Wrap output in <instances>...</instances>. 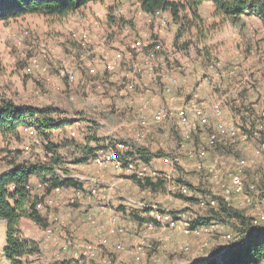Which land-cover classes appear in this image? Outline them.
<instances>
[{"label":"rangeland","instance_id":"1","mask_svg":"<svg viewBox=\"0 0 264 264\" xmlns=\"http://www.w3.org/2000/svg\"><path fill=\"white\" fill-rule=\"evenodd\" d=\"M140 2L141 0H103L91 9L83 7L78 12L91 14L93 10L95 12L107 10L111 24L117 27V30L125 29L124 33L131 35L133 29L144 30L143 27L147 26L144 24L140 27L138 23L133 25L130 21V18H139L138 3ZM162 14L163 11L160 16ZM123 15L128 19L121 17ZM244 18L239 25L227 22L211 28L206 39L214 40L216 31L226 25L238 26V49L243 46V52L247 50L251 52L249 61L251 68L255 69L249 74V79H252L256 74H261L259 70L264 66L257 67L264 63V21L254 19L244 21ZM118 21L121 22L120 25L116 24ZM10 24L7 22L0 28V47L9 48L8 54L0 52V92L21 103L33 104L39 108L53 107L58 111L51 113L50 118L56 123L63 122L64 125L54 131V140L65 145L64 161L70 174H65L61 169L56 171L60 176L72 179L74 182L59 187L61 190L58 192L55 191L56 187L53 194L46 196L44 189L42 190L46 202L41 210L44 209L42 214L46 218V223L36 224L27 218L21 221L20 232L23 238H27L26 240L38 243L40 251L34 256L40 257L38 255L42 254V264L73 262L75 264H203L213 255L221 256L230 245L246 235V232H239L231 223L213 219L207 226H203L200 233L193 231L195 229L191 226L192 221L198 217H208L210 207L217 205L213 196L223 197L230 206L243 210L244 215L253 220L254 229L264 228V143L263 140L258 139L256 133H251L249 139L231 133L230 136L235 140L225 144L226 138L223 134L214 131L210 125H202L192 130V125L195 123L197 126V122L188 119L187 116V120L192 123L182 122L183 125L180 127L179 119L174 120L175 117H169V114L171 115L175 110L168 103L165 106H158L157 109L153 108L149 116L138 114L140 130L132 139H126L127 133H121L120 130L123 128L117 126L123 118H127L126 113L128 115L131 112L125 110L131 107L128 108L126 104L129 102L124 101L127 99L125 96L131 95L126 92L121 96H108L106 89L103 92L94 90V85L97 86L95 83L89 87L80 84L75 87L76 74L60 59L62 56L57 48L60 45L58 31L53 29L41 35L36 29L23 28L22 23H14L12 28L9 27ZM164 26V22H161L159 28L165 30ZM193 32L195 31H191L190 34L186 31L182 42L193 36ZM84 34L86 38L83 37ZM81 37L83 43L88 39L86 33ZM243 44H246L247 48ZM207 50L206 48L205 52ZM241 56L238 55V63H247V57ZM116 57L121 58L122 53H118ZM152 57L151 54H147L142 65L148 75H153ZM41 60H45L42 62L43 65H49L43 74L37 71ZM210 60V65L215 69L218 64L216 57L213 56ZM28 64L31 74L25 71ZM114 65L113 62L108 63L107 69L112 70ZM94 71L95 69L91 70L89 74ZM83 75L88 82L98 79L86 75L85 72ZM99 82H101L99 88L102 89L108 81ZM127 87L130 92L135 91L134 84L129 83ZM169 89L171 86L166 87V92L170 94ZM26 92L32 95L26 96ZM115 97H120L122 107L118 105V108H115L117 106L113 100ZM113 110H115V121L111 122L112 127L109 131V127L102 122H107L105 112ZM159 111L169 114L162 115L163 118L159 121L155 117ZM216 112L219 114L221 110L216 108ZM63 113L65 116L62 115ZM183 115L185 116V113ZM82 121L90 123L92 128H95L97 137L103 141L106 139L110 145H114L113 150L109 152L115 153L121 165L117 166L113 161L102 166L96 162L95 159L103 157L107 152L106 146L89 158L100 170L113 169L121 174L120 177L124 179L119 182L121 190L133 199L130 202L135 205L132 211L124 212L119 216V220L114 212L106 228L99 226L97 229L94 222L97 214H103L109 209L115 210L111 206L113 198H109L108 195L110 186L108 188L107 184L102 183L92 188L90 181L94 175L88 174L86 169L80 163L76 164L75 158L72 157L78 144L83 141H85L83 144H86L85 137L88 133L82 129L80 123ZM173 121H176V127L179 126L177 130L171 127L174 125ZM76 122L79 123L73 124ZM258 125L260 123L257 127ZM148 127L149 131L146 129ZM153 130L160 135L168 133L166 137L155 138ZM212 134L217 139L214 146L209 145ZM38 136L41 137L39 133ZM35 138L39 141L38 137ZM4 140L6 139L0 137V170L9 166V159H23L20 155L21 151L19 153L20 140L16 138L10 141ZM149 143L153 144L148 146ZM137 148L148 149L152 153H162L150 158V162H146L134 152ZM200 149L205 151V156L202 158L198 155ZM42 151V147L37 145L34 148V155ZM75 157L80 158L77 155ZM239 168H242L244 182L242 193L234 191L231 181V175ZM141 172L145 173L139 177L137 174ZM147 179L157 185L156 190H152L146 184H140V182L145 183ZM115 187L117 185H114L112 191L116 192ZM111 195L114 196L113 193ZM94 205L100 207L98 211H90L95 208ZM238 224L240 225L238 227H242L240 221ZM6 227V222L0 221V264H9L4 254L7 245ZM68 255L72 256V260H62ZM23 258L26 264L34 262L27 256Z\"/></svg>","mask_w":264,"mask_h":264},{"label":"crops","instance_id":"2","mask_svg":"<svg viewBox=\"0 0 264 264\" xmlns=\"http://www.w3.org/2000/svg\"><path fill=\"white\" fill-rule=\"evenodd\" d=\"M142 1L143 0L138 3L139 18H130V21L133 22V25L138 23L140 27H143L142 25L144 24L147 26L143 27L144 30H139L137 28L133 29V34L131 35L124 33L125 29L117 30V27L111 24L107 10L99 12L93 10L91 14L88 12L85 14L82 12V14H80L77 11L67 19L62 20L65 21L63 23L50 22L53 19H48L39 14L24 15L8 23H11L9 26L10 28H12V24L14 23H22L23 28L30 27L36 29L41 35L53 29L58 31L60 45L57 46V48L58 52L61 51L62 57L60 59H62V62L68 64L76 74L75 87L79 84L89 87L95 83L97 86L94 85V90L103 92V90L106 89L108 96H121L126 92L131 95L129 97L125 96L127 99L124 100L125 102H129L126 106L128 108L131 107L125 110L131 112L128 111L129 114L127 115L126 113L127 118H123L121 120L122 122L117 126L123 128L120 130L121 133H127L125 134L126 139H132L134 137L133 135L140 130V125L137 120L138 114L149 116L153 108L157 109L159 108L158 106H165L168 103L173 107L172 109L175 110L171 115L168 113L169 117H175L174 120H176V118L179 119L178 123L180 127L183 125L181 117L184 113L188 119L197 122V126L195 123L192 125V130L202 127V124L200 125L191 107L194 105V109H202L209 118L208 124L203 126L210 125L214 131L222 133L226 138L225 144L232 143V141L235 140L230 136L233 130H236L237 134L241 136V134H239L242 132L241 130H243V128L251 129L250 124L252 125V123H255L257 129L262 128L261 124L258 125V127L257 124H259L262 119L264 121V66L262 67L264 63L257 66L262 67L261 70H259L261 74H256L254 78L249 79V74L255 69L251 68L252 65H250V50L243 52L244 47L242 44L240 46L243 48L240 47V49H238V26L229 24L220 28L216 31L214 36L215 39L211 41H209L210 39H206L207 36L204 38L194 35L195 32H193V36L182 42V37H184L185 34L180 35V25L173 22L170 13L164 11L162 16L159 17L147 14L142 11ZM97 4H99V2L89 3L84 8L91 9V7ZM213 11L214 8L211 3H204L200 7V14L206 26H212L219 22L218 19L213 16ZM121 17L128 19V17H124V15ZM248 19H254L255 21L262 20L255 15L245 16L244 21ZM161 22H164L165 30L159 28ZM120 23L121 22L118 21L116 24L120 25ZM5 24L4 21H0V28L1 26L4 27ZM83 33L88 35V39L85 43L82 42L81 36ZM79 34H81L80 38H78ZM243 45L247 48V45H250V43ZM202 48H205V50L207 48V52L202 50ZM210 49L214 50V52ZM8 51L9 48L0 47L1 53L8 54ZM120 52L122 53V57L117 58L116 55ZM239 53L247 57V63H238ZM147 54H151L154 59L153 75H148V72L145 71L142 66ZM213 56H215L218 61L215 69L210 65V59ZM44 61L45 60H41L39 64L37 69L38 73L43 74L46 67L49 68V65L42 64ZM112 62L115 65L112 70H108L107 64ZM90 67L92 68L90 69ZM89 69L90 71L95 69L94 73L89 74ZM32 70L33 72L35 71L34 69ZM245 70L249 71L246 72ZM25 71L31 74L29 73L31 72L29 64L26 65ZM84 72L86 75L98 77V79L88 82L84 78ZM99 81L108 82L105 83L104 88L100 89L99 84L101 82ZM129 83L134 84L135 91L130 92L131 90H128L127 85ZM167 85L171 86L170 94L166 92ZM25 95L31 96L32 94L30 93L29 95V92H26ZM149 98H151V100ZM113 100L117 105L115 108H118V105L121 106L120 102L122 100L120 97H115ZM14 101L18 106H33L39 108L33 104ZM115 108L110 107V109ZM216 108H219L221 113L218 114ZM132 110H134V112ZM114 111L115 110L112 112H105L107 122H102V124L109 127V131L112 127L111 122L115 121ZM115 113L118 114L119 112ZM62 115L65 116L64 113ZM78 123L79 122L73 124ZM80 123L82 129H85L88 133L86 137L97 132L95 128H92L90 123L85 121ZM173 124L174 125L171 127L177 130L179 126H175L176 121H173ZM70 127H72V125H70ZM146 129L149 131V127ZM153 132L155 138L166 137L168 133L165 132L160 135L154 130ZM35 137H38L39 141ZM19 140L21 142V150L19 148V153L21 151L22 154L20 153V155L23 159L19 160L20 158H15L10 160L8 158L9 166L0 170V175L24 161L33 162L38 156L41 158L44 157L43 151L38 155H34V148L37 145H42V137L38 136V131L34 127L29 126L20 128ZM4 141L10 140L6 139ZM81 143H85V141ZM159 143L162 145L161 141ZM152 144L153 143H149L148 146ZM103 145L106 146V151H112L114 148V145H110L109 141L106 139ZM90 146L96 147L97 143L90 142ZM25 147L30 148L29 153L24 152ZM85 162L80 164L86 169L85 171H87L88 174L94 175V178L90 181L92 188L102 183L107 184L108 188L110 186L108 195L109 198H113L111 200V206H113L115 210L109 209L103 214H97L94 222L97 229L99 226L106 228L108 224H110V216L114 212L119 220V216H122L124 212L129 213L132 211L135 205L130 202V200L133 199L130 198L127 193H124V190H121L119 182L124 179L120 177L121 174H119V172L113 169L102 171L95 167L94 161L90 158ZM31 182L35 186L34 193H36V185L39 180L36 177H32ZM116 182L118 184H116ZM114 185H117V187H115V189H117L116 192L112 191ZM111 193H113L114 196H112ZM115 196L118 199L117 201L120 199L118 204ZM95 203L96 200L94 204ZM94 207L95 208L90 209V211L95 212L100 208L97 205H94ZM122 207H124L125 210ZM118 208H120L119 211L117 210ZM41 211L43 212L44 209ZM112 216H114V214ZM41 255L42 254L38 255L40 257H28L30 261H34L30 262V264H42L41 260L43 258H41ZM68 256H62V260H72V256ZM38 259H40V261H38ZM72 264L75 263L73 262Z\"/></svg>","mask_w":264,"mask_h":264},{"label":"trees","instance_id":"3","mask_svg":"<svg viewBox=\"0 0 264 264\" xmlns=\"http://www.w3.org/2000/svg\"><path fill=\"white\" fill-rule=\"evenodd\" d=\"M103 0H0V21L9 22L28 14H39L48 19L64 20L76 13L89 3ZM204 3H211L213 16L220 23L206 26L200 14V7ZM142 11L155 15L158 10L168 11L174 23L180 25V35L186 31H195L196 35L206 37L211 28L224 23L239 25L247 15H255L264 20V0H143ZM58 112L53 107L35 108L33 106H18L15 101L0 92V135L4 139H19V129L33 126L42 137V149L44 157L38 156L33 162H22L11 170L0 175V221L7 225V245L4 250L9 264H26L24 256L30 257L39 253L37 242H31L23 238L20 232V224L23 218L37 223H46L41 209L37 207L42 199L37 192L28 188L32 177H36L43 184L45 196L53 194L56 187H64L74 184L72 179L59 176L57 169L65 174L70 170L65 165V145L54 140V131L64 125L63 122H54L51 113ZM262 128L257 129L252 123L251 129L243 128L242 133L250 138L251 133H256L258 139L264 143V121L260 122ZM97 143L96 147L90 146V142ZM104 141L91 134L86 137V144H78L72 157L76 164L88 160L102 150ZM133 152V151H132ZM137 155L150 162V158L160 155L162 152L152 153L148 149L137 148ZM77 155L80 158L75 157ZM140 182V181H139ZM152 190L157 185L150 179L145 183ZM163 185V183H162ZM145 186V187H146ZM211 195V193L209 192ZM44 196V197H45ZM43 200L45 201V198ZM216 206H211L208 217H198L192 221V228L198 229L207 226L211 219L219 222L231 223L241 233L246 235L241 240L230 245L221 256L213 255L203 264H263L264 263V228L254 229L253 220L244 215L243 210L234 208L220 196H213ZM242 223V227L238 224ZM28 264V263H27ZM63 264V263H62ZM65 264V263H64Z\"/></svg>","mask_w":264,"mask_h":264},{"label":"built area","instance_id":"4","mask_svg":"<svg viewBox=\"0 0 264 264\" xmlns=\"http://www.w3.org/2000/svg\"><path fill=\"white\" fill-rule=\"evenodd\" d=\"M160 13H161V11L158 10V11L156 12V15H157V16H160ZM83 37L86 38V35L84 34ZM169 90H170V89H169ZM193 107H194V105H192V107H191L192 109H191V110L193 111V114H194V115L196 116V118L198 119L199 123L202 124V125H206V124H208V122H209V118L206 116V114L203 112V110H202V109H199V108H195V109H194ZM168 113H169V112H168ZM165 114H167V112L165 113V112L159 111V112H157V113L155 114V117H156L157 120L160 121V120L163 118L162 115L164 116ZM167 115H168V114H167ZM181 121H182L183 123H186V124L190 123V121H188L187 118H186V116H184V115H182V117H181ZM234 134H237V131H236V130H233V131H232V135H234ZM240 134H241V136H242L243 138H247V136L244 135L243 133H240ZM216 141H217L216 136L213 135V134L210 135V138H209V145H210V146H214V145L217 143ZM29 151H30V148H29V147H25V148H24V152L29 153ZM198 155H199L200 158H202L203 156H205V151H204L203 149H200ZM95 160H96V162H97L99 165H102V166H105V165H107V163H109V162H113V161L117 163V166L121 165V164L119 163L118 158H116L115 153H113V152H109V151L105 152V154H103V157L97 158V159H95ZM132 167H133V165H131V168H132ZM144 173H145V172H141V173H138L137 175H138L139 177H141V176L144 175ZM150 173H151V172H150ZM151 175H153V173H151ZM231 181H232V185H233V188H234V191H235V192H237V193H242V192L244 191V182H243V177H242V168H239L238 171H236L235 174L231 175ZM36 187H37V189H38V197H39V199H42V198H43V191H42V190H43V184L40 183V182H38L37 185H36ZM28 188H29L31 191H34L35 186H34L32 183H29ZM60 190H61V188H59V187H57V188L55 189L56 192H58V191H60ZM44 198H45V197H44ZM51 201H52V200L50 199L49 202H51ZM44 202H46V201H44V200H42V202L39 201V202L37 203V207H38L39 209H41V208L43 207V205H44ZM212 202H213V201H212ZM202 229H203V228H198V229H195V230H193V231H195L196 233H200Z\"/></svg>","mask_w":264,"mask_h":264}]
</instances>
